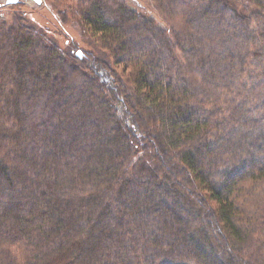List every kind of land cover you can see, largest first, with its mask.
<instances>
[{
  "label": "trees",
  "instance_id": "16d2710c",
  "mask_svg": "<svg viewBox=\"0 0 264 264\" xmlns=\"http://www.w3.org/2000/svg\"><path fill=\"white\" fill-rule=\"evenodd\" d=\"M150 1L0 21V264H264V0Z\"/></svg>",
  "mask_w": 264,
  "mask_h": 264
},
{
  "label": "rangeland",
  "instance_id": "374dc122",
  "mask_svg": "<svg viewBox=\"0 0 264 264\" xmlns=\"http://www.w3.org/2000/svg\"><path fill=\"white\" fill-rule=\"evenodd\" d=\"M7 1L8 0H0V21L10 20L11 7L10 5L7 4ZM17 1L18 3L16 4H20V9L25 13H27V15L30 17V19L33 22L37 24L45 25V23H47L48 17L51 22L53 21L50 17L51 15H49L43 8L44 6L43 0H17ZM126 2L128 6L133 10L139 11L141 13H147L153 17H157L159 20H162V22L165 25H170L163 20L161 13H159L157 8L150 0H126ZM75 34L76 33H72V35L74 36ZM59 39L62 41V38Z\"/></svg>",
  "mask_w": 264,
  "mask_h": 264
},
{
  "label": "water",
  "instance_id": "95a60500",
  "mask_svg": "<svg viewBox=\"0 0 264 264\" xmlns=\"http://www.w3.org/2000/svg\"><path fill=\"white\" fill-rule=\"evenodd\" d=\"M16 3H18L17 0H8V1H7V4H8V5H12V4H16ZM78 55H80V51H78Z\"/></svg>",
  "mask_w": 264,
  "mask_h": 264
}]
</instances>
